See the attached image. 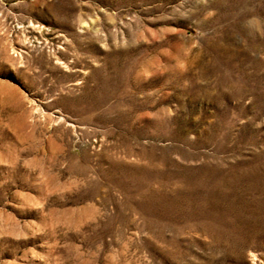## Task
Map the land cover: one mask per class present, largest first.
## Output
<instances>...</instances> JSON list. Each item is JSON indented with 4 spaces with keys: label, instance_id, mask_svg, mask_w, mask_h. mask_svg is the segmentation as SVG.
<instances>
[{
    "label": "rangeland",
    "instance_id": "374dc122",
    "mask_svg": "<svg viewBox=\"0 0 264 264\" xmlns=\"http://www.w3.org/2000/svg\"><path fill=\"white\" fill-rule=\"evenodd\" d=\"M0 264H264V0H0Z\"/></svg>",
    "mask_w": 264,
    "mask_h": 264
}]
</instances>
